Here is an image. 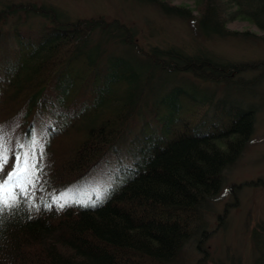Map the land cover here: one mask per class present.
Returning <instances> with one entry per match:
<instances>
[{"label": "trees", "instance_id": "obj_1", "mask_svg": "<svg viewBox=\"0 0 264 264\" xmlns=\"http://www.w3.org/2000/svg\"><path fill=\"white\" fill-rule=\"evenodd\" d=\"M139 1L158 5L167 16L195 19L209 38L238 35L228 24L240 18L264 31V0H195L196 8L173 0ZM19 12L43 17L50 25L43 26L42 38L34 42L16 22L12 34L18 48L0 64V123L26 111L28 132L39 110L74 105L89 84L95 93L79 109L44 127L48 158L38 157L29 173V193L60 191L88 174L139 113L142 84L155 82L158 97L151 119L143 121L145 133L154 131L151 146L105 201L61 208L25 196L0 213V264H170L193 235L195 223L201 227L204 202L219 191L225 169L241 156L256 120L254 106L226 96L216 99V90L202 83H256L257 77L238 80L264 67V61H225L175 46L146 50L136 30L118 18L65 21L56 7L32 1L0 8L1 42L5 20ZM96 33L99 41L92 48ZM105 40L126 45V52L134 54L110 56L104 69ZM179 74L185 79L176 80ZM50 87L56 90L53 96ZM14 163L12 154L0 180ZM202 230L197 249L204 255L198 264L209 256L204 247L209 232ZM252 241L254 264H264L263 223L252 230Z\"/></svg>", "mask_w": 264, "mask_h": 264}, {"label": "rangeland", "instance_id": "obj_2", "mask_svg": "<svg viewBox=\"0 0 264 264\" xmlns=\"http://www.w3.org/2000/svg\"><path fill=\"white\" fill-rule=\"evenodd\" d=\"M28 1L56 7L65 21L101 16L109 20L118 18L136 30L138 42L146 50L154 46H175L190 54L208 52L225 61H264V31L243 18L228 24L229 29L237 31L238 35L209 38L201 33L195 19L167 16L158 5L139 0H0V8L7 3ZM173 1L178 5L189 4L196 8L195 0ZM197 13L195 10V14ZM16 22L22 28L20 30L25 32V36L34 42H39L42 38L43 26L50 25L49 20L37 15L25 12L10 15L3 24L6 38L0 41V64L18 48L12 34ZM98 37L100 36L97 33L92 36V48L99 41ZM101 47L100 63L104 69L110 56L134 54L133 51L126 52V45H120L114 40L103 41ZM184 77V74H179L176 80L181 81ZM255 77L258 82L247 85L243 82L240 86L234 83L237 87L225 83H202V86L209 85L216 90V99L226 96L228 99L254 106L256 120L241 156L225 169L219 191L204 202L201 227H198V222L195 223L193 235L170 264H198L204 255L197 249V243L203 234L202 229L209 232L204 242L209 256L201 264H254L257 252L252 241V230L258 223L264 224V67L245 72L243 79L238 80L249 82ZM154 78L157 79L158 75ZM197 82L201 83L198 80ZM149 85L142 84L144 96L139 113L130 121L123 138L88 174L60 191L29 193V173L35 170L38 157L45 162L48 158L44 150V127L92 100L95 97L92 85L85 86L77 95L74 105L68 108L62 106L36 112L31 120L33 126L28 132L26 130L30 117L25 118L26 111L20 117L0 123V143L5 149L6 161L12 154L15 158L10 173L17 171L24 159H28L30 164L28 172L16 181L12 189L16 201L26 196L32 201L74 208L93 206L105 201L110 190L126 180L129 166L151 146L154 131L147 130L145 133L143 121L146 117L151 119V108L158 96L157 84L152 82ZM48 94L53 96L56 90L50 87ZM252 182L257 184L253 185Z\"/></svg>", "mask_w": 264, "mask_h": 264}, {"label": "snow or ice", "instance_id": "obj_3", "mask_svg": "<svg viewBox=\"0 0 264 264\" xmlns=\"http://www.w3.org/2000/svg\"><path fill=\"white\" fill-rule=\"evenodd\" d=\"M6 163L5 149L3 148L2 143H0V171L3 170V165ZM21 167L13 173H10L5 180H0V213H3L8 208L12 207L16 203V195L13 194V187L16 184V181L24 176L30 167L28 159H24L20 162ZM63 207V205H60Z\"/></svg>", "mask_w": 264, "mask_h": 264}]
</instances>
